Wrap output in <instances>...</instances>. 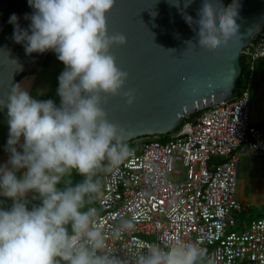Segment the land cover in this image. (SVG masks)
Returning a JSON list of instances; mask_svg holds the SVG:
<instances>
[{
  "label": "clouds",
  "instance_id": "9594fccd",
  "mask_svg": "<svg viewBox=\"0 0 264 264\" xmlns=\"http://www.w3.org/2000/svg\"><path fill=\"white\" fill-rule=\"evenodd\" d=\"M115 3L28 0L34 10L25 16L31 21L29 30L19 29L15 14L10 17L13 39L25 44L26 54L52 51L65 67L58 77L59 106L33 99L19 84L0 98L9 127V159L0 167V196L12 201L10 208H0V264H130L106 251V237L97 224L99 212L90 207L102 190L101 174L131 154L119 125L108 120L103 108L128 77L110 52L127 42L122 34H108L106 14ZM197 15L196 21L187 15L184 19L190 27L198 24L201 48L212 51L238 34L233 5L217 12L203 0ZM125 96L131 104L132 93ZM22 169L26 171L18 177ZM73 172L83 179L73 183ZM29 193L39 200L31 210ZM134 228L133 220L125 219L114 235ZM204 257L197 244L178 239L167 250L149 245L134 264H201Z\"/></svg>",
  "mask_w": 264,
  "mask_h": 264
},
{
  "label": "built area",
  "instance_id": "2783aa9c",
  "mask_svg": "<svg viewBox=\"0 0 264 264\" xmlns=\"http://www.w3.org/2000/svg\"><path fill=\"white\" fill-rule=\"evenodd\" d=\"M236 98L212 104L168 133L165 141L144 140L111 172L95 208L110 254L130 264L149 245L167 248L176 240L204 249L201 264H264V217L233 231L246 207L236 198L241 153L264 154V127L249 122L255 63L264 58V30L253 38ZM242 56V57H243ZM183 169V179H174ZM134 230L114 235L125 220Z\"/></svg>",
  "mask_w": 264,
  "mask_h": 264
},
{
  "label": "water",
  "instance_id": "95a60500",
  "mask_svg": "<svg viewBox=\"0 0 264 264\" xmlns=\"http://www.w3.org/2000/svg\"><path fill=\"white\" fill-rule=\"evenodd\" d=\"M209 2L217 12L221 6L233 5L239 26L236 36L212 51L198 46V24L190 27L184 19L187 15L198 20L203 0H116L106 14L108 34L126 37V44L113 46L110 52L128 77L120 93L107 97L103 108L126 142L166 136L187 116L236 98L242 85H238L242 51L264 30V0ZM33 11L28 0H0V98L17 78L45 64L47 53L26 54L25 44L13 39L14 26L9 23L15 14L19 29L29 30L31 21L25 16ZM185 41L193 44L187 46ZM125 93H132L131 104Z\"/></svg>",
  "mask_w": 264,
  "mask_h": 264
},
{
  "label": "rangeland",
  "instance_id": "374dc122",
  "mask_svg": "<svg viewBox=\"0 0 264 264\" xmlns=\"http://www.w3.org/2000/svg\"><path fill=\"white\" fill-rule=\"evenodd\" d=\"M62 62L54 61L49 66L41 69L35 74L27 76L24 81H31L34 86L38 85L42 88L45 85L56 84L59 75L64 71ZM36 88V91L39 90ZM47 93V92H46ZM7 109H2L0 115H7ZM153 136L144 137V140H152ZM142 140V141H144ZM130 142V141H129ZM141 141H133L128 143L129 147H136ZM176 169L180 170L178 176H173L174 179H183L184 171L176 164ZM237 197L245 207L246 211L236 215V226L233 231H241L246 228L248 222L252 219L264 217V155L250 161L247 165H242L237 169ZM239 201V200H238Z\"/></svg>",
  "mask_w": 264,
  "mask_h": 264
},
{
  "label": "crops",
  "instance_id": "0c3cea01",
  "mask_svg": "<svg viewBox=\"0 0 264 264\" xmlns=\"http://www.w3.org/2000/svg\"><path fill=\"white\" fill-rule=\"evenodd\" d=\"M35 74L36 72L29 73L24 75L17 84L21 85L23 88H25L30 96L33 99H36L38 101H47L49 100V89L51 87V84L45 85L42 88H39L38 85L34 86V83L31 81H24L29 80L27 79V76ZM39 88L38 91H36V88ZM47 92V93H46ZM5 109V108H1ZM0 110V111H1ZM7 112V111H5ZM8 117L7 115H0V167L6 166L9 159V152L6 150L8 145L7 141L9 139V127L7 123ZM249 122L256 126V127H264V58L261 60H258L255 63V73H254V79L252 82V86L250 88V94H249ZM23 143V138H21V144ZM17 151H21L19 145L16 146ZM264 155V154H263ZM258 154H245L241 153L239 156V160L237 163V169L242 165H247L250 163V161L256 159L257 157L263 156ZM26 170H21L17 175L18 177H22L23 172ZM237 173V171H236ZM237 186V185H236ZM33 193L28 194V201L32 200ZM236 197H237V191H236ZM237 200L242 201L237 198ZM12 205V201L0 196V208L8 209Z\"/></svg>",
  "mask_w": 264,
  "mask_h": 264
},
{
  "label": "trees",
  "instance_id": "16d2710c",
  "mask_svg": "<svg viewBox=\"0 0 264 264\" xmlns=\"http://www.w3.org/2000/svg\"><path fill=\"white\" fill-rule=\"evenodd\" d=\"M47 53V58H46V61H45V64L43 65V67L41 68V69H43V68H45V67H47V66H49L52 62H54V61H58V59H57V55L54 53V52H52V51H48V52H46ZM246 57L245 56H243V57H241L240 58V60H239V64H240V66H241V77H240V80H239V83H238V85H241V83H242V80L244 79V76H245V67H246ZM41 69H39V70H37V71H35V72H38V71H40ZM27 74H29V73H27ZM24 75H26V74H23V75H21L19 78H17V80L15 81V84H17V82L24 76ZM14 84V85H15ZM58 87H59V82H57L56 84H51V87H50V89H49V92H48V95H49V100H52L53 102H54V104H56L57 106H59L60 105V103H59V98H58V95H57V89H58ZM1 110V109H0ZM192 117V116H191ZM145 138L144 137H141V138H137V139H135V140H132V141H130V142H127V143H132L133 141H142V140H144ZM153 139H155V140H158V141H165V139H166V137L165 136H159V137H157V136H154V137H152V140ZM148 140V139H147ZM141 143V142H140ZM131 148V147H130ZM102 175V174H101ZM71 179H72V181H73V183H76V182H79V181H81L82 179H83V177H81V176H79L78 174H76L75 172H73L72 173V177H71ZM61 187H63V184H61L60 185ZM100 194H101V192H100ZM100 194L98 195V197L96 198V200L94 201V203L92 204V205H90V207H95L96 206V204H97V199L99 198V196H100ZM39 203V200H30V202H29V204H28V207H29V210H31V207L33 206V205H36V204H38Z\"/></svg>",
  "mask_w": 264,
  "mask_h": 264
}]
</instances>
